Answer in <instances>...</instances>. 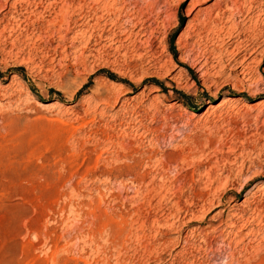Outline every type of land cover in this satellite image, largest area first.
<instances>
[{"label": "rangeland", "instance_id": "374dc122", "mask_svg": "<svg viewBox=\"0 0 264 264\" xmlns=\"http://www.w3.org/2000/svg\"><path fill=\"white\" fill-rule=\"evenodd\" d=\"M238 1L0 0V264H264V0Z\"/></svg>", "mask_w": 264, "mask_h": 264}, {"label": "bare ground", "instance_id": "6f19581e", "mask_svg": "<svg viewBox=\"0 0 264 264\" xmlns=\"http://www.w3.org/2000/svg\"><path fill=\"white\" fill-rule=\"evenodd\" d=\"M191 2H190V4L189 5H191L193 8H194V6H195V4L196 3H198L199 2V0H190ZM220 1V0H219ZM232 1V0H231ZM238 1V0H237ZM241 1V0H240ZM240 1H238V2H240ZM234 2V1H233ZM232 2V3H233ZM235 3V2H234ZM234 3L232 4V5H234ZM241 3L242 2H240L239 4H240V8H238V11L241 13L242 12V7H241ZM242 4H245L244 2L242 3ZM252 5V4H251ZM250 4L248 5V9H247V13L248 14H250V12L252 11V7L253 6H251ZM213 6V5H212ZM231 6V5H230ZM229 6V7H230ZM232 7V6H231ZM234 7L236 8V6L234 5ZM234 7H233V9H234ZM237 8H236V11H237ZM244 8V7H243ZM231 9V8H230ZM233 11V10H232ZM234 12V11H233ZM253 12V11H252ZM255 12V11H254ZM257 12L259 13V14H257V16L259 15L260 17H261V15L264 17V8H262L261 6H259L258 5V8H257ZM232 13V12H231ZM236 13V12H235ZM250 16V15H249ZM256 16V15H255ZM250 20V19H249ZM252 20V19H251ZM253 44V43H252ZM252 44H251V46L250 47H248L247 46V48H245V49H243L244 50V52L246 53L247 51H249V52H251V54L252 53H254L255 52V48H253L252 47ZM238 46V45H237ZM238 50V49H237ZM243 52V53H244ZM248 53V52H247ZM243 56H245V55H243ZM250 57V56H249ZM243 60H244V58H243ZM202 67V66H201ZM109 76V78L110 79H112V80H114V81H118V82H122V80H119V79H117V78H114V76L113 75H108ZM244 97V96H243ZM236 99H237V101H242V100H244L241 96H237L236 97ZM116 101V100H115ZM224 102V101H223ZM238 103V102H237ZM39 104V103H38ZM222 104V103H221ZM41 106H43L44 108H48V107H60V103H58V102H50V103H45V104H40ZM179 110L181 111V112H183V111H185V109H184V107L183 106H180L179 107ZM186 114V113H185ZM194 115V114H193ZM191 120V119H190ZM155 129V128H154ZM175 148V147H174ZM196 152V151H195ZM188 153V152H187ZM180 154V153H179ZM195 154V153H194ZM120 156V155H119ZM125 160V159H124ZM126 161V160H125ZM181 161V160H180ZM160 162V161H159ZM157 164V163H156ZM160 164V163H159ZM165 164H166V162H165ZM136 177V176H135ZM142 178V177H141ZM154 180V179H153ZM257 179H253V181H256ZM233 182V181H232ZM231 187V186H230ZM232 188H233V186H232ZM256 195V194H255ZM219 198V197H218ZM198 199V198H197ZM218 200V199H217ZM244 201V200H243ZM190 204V203H189ZM209 204V203H208ZM235 212V211H234ZM232 215V214H231ZM257 215V214H256ZM169 217V216H168ZM178 219V218H177ZM259 221V220H258ZM232 222V221H231ZM257 222V221H256ZM257 225V224H256ZM213 228V227H212ZM196 231V230H195ZM199 232V231H198ZM241 232V231H240ZM245 237V236H244ZM247 238V237H246ZM224 243V242H223Z\"/></svg>", "mask_w": 264, "mask_h": 264}]
</instances>
